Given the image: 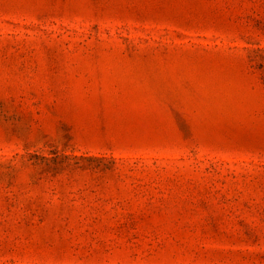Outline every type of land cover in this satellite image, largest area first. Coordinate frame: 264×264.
Masks as SVG:
<instances>
[{"label": "rangeland", "instance_id": "rangeland-1", "mask_svg": "<svg viewBox=\"0 0 264 264\" xmlns=\"http://www.w3.org/2000/svg\"><path fill=\"white\" fill-rule=\"evenodd\" d=\"M0 264H264V0H0Z\"/></svg>", "mask_w": 264, "mask_h": 264}]
</instances>
